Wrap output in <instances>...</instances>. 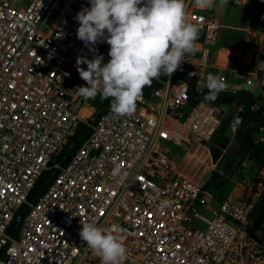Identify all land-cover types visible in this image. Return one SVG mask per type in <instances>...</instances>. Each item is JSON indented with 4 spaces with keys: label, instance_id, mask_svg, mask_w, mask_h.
<instances>
[{
    "label": "built area",
    "instance_id": "built-area-1",
    "mask_svg": "<svg viewBox=\"0 0 264 264\" xmlns=\"http://www.w3.org/2000/svg\"><path fill=\"white\" fill-rule=\"evenodd\" d=\"M186 3L187 21L203 36L197 50L186 53L161 86L142 93L133 113L118 116L109 106L90 122L89 113L81 114L87 98L74 90L85 83L68 69L77 68L78 56L109 59L98 44L90 50L77 38L75 17L87 3L0 0V264H101L79 236L80 221L124 240L128 252L120 264H226L247 240L262 192L256 176L246 171L236 190L219 199L213 179L191 177L185 168L198 166L175 153L183 144L201 148V164H207L209 144L231 106L204 97L192 104L188 78H197L199 88L215 74L227 85L222 92L233 91L230 70L213 62L225 26L221 7ZM257 32L264 40V29ZM261 68L246 83L258 80ZM251 109L264 114V104ZM241 111L230 122L235 130ZM81 122L91 132L64 162L63 149ZM257 136L264 141V125ZM190 149L182 148L183 156ZM46 171L53 178L30 201ZM165 198L175 203L161 208Z\"/></svg>",
    "mask_w": 264,
    "mask_h": 264
},
{
    "label": "clouds",
    "instance_id": "clouds-1",
    "mask_svg": "<svg viewBox=\"0 0 264 264\" xmlns=\"http://www.w3.org/2000/svg\"><path fill=\"white\" fill-rule=\"evenodd\" d=\"M201 7H224L228 0H196ZM186 0H88L76 14L77 38L89 46L107 42L109 59L102 53L91 59L78 56L80 77L86 85L74 90L84 98L110 100V109L116 115L135 111L143 88L160 76L171 75L178 69L186 53H193L199 37V26L186 19ZM84 63L87 67H81ZM224 80L208 74L200 85L207 88L204 99L215 100L226 89ZM175 201L165 198L161 208ZM80 238L101 259V264H120L127 247L122 238L111 230L93 222H82Z\"/></svg>",
    "mask_w": 264,
    "mask_h": 264
},
{
    "label": "rangeland",
    "instance_id": "rangeland-1",
    "mask_svg": "<svg viewBox=\"0 0 264 264\" xmlns=\"http://www.w3.org/2000/svg\"><path fill=\"white\" fill-rule=\"evenodd\" d=\"M221 9L223 11L225 27L221 39L215 46L213 62L217 66L225 67L230 70L231 89L236 91L242 89L243 84L246 83L248 79L255 76L254 73L258 66L262 67L261 69H258L259 71L264 70V40L260 33L257 32L256 35V31H260L264 27V0H251L246 6L227 3V5L221 7ZM98 43L108 52L110 45L107 42ZM74 72L79 74L77 69H74ZM256 78L259 80V75H257ZM262 92L263 93L260 94V96H258L259 98L256 100V103L258 104H264L263 89ZM102 101L103 99L99 95L95 105L98 106ZM93 104L94 100L89 98L86 101L85 106L90 109ZM241 106L243 107L238 101L232 103L227 116L232 119L237 112L241 111ZM83 109L84 111H81V113L85 114L87 109ZM237 129L235 130L229 126L226 135L230 136L231 139L226 144L225 148L220 146L222 137L218 138V140L212 144L213 147L217 145L223 150L222 156L214 162L215 169L211 174L212 177L215 176L213 177V180L215 181L217 188L218 198H222L232 191L235 182H238L240 177L246 173V171L241 168H247L250 165L255 169L251 170V174H256V179L260 184L259 188L264 189V169H261L255 163V160L249 156L244 159L236 160L235 164L230 168L227 166V164L240 153L239 143L236 139ZM255 137L257 141L259 138H257V135H255ZM175 153L180 158L184 155L178 150H176ZM198 153L199 152L196 154ZM242 162H246V164L244 165ZM212 167V164H206L205 172L198 177V180L202 182L207 178L212 180L211 175L209 176V170ZM197 173H199V171L193 172L192 176L195 177ZM223 179H227L229 180V183H231L224 189L221 188L223 187L221 186V181ZM198 227L202 229L205 228L203 224H199ZM254 240L248 236L244 243H241V245L239 244L237 249L235 248L233 256L226 264H264V247L260 242Z\"/></svg>",
    "mask_w": 264,
    "mask_h": 264
},
{
    "label": "trees",
    "instance_id": "trees-1",
    "mask_svg": "<svg viewBox=\"0 0 264 264\" xmlns=\"http://www.w3.org/2000/svg\"><path fill=\"white\" fill-rule=\"evenodd\" d=\"M88 3V0H84ZM203 36L199 35L197 41H202ZM259 78L264 79V70L258 72ZM177 75H174L176 78ZM160 79H154L151 85H147L143 88V93L149 95L152 89L162 85L161 79H165L162 75ZM190 85V100L192 104L197 102L199 97H204V94L208 92V89L198 90L197 78H188ZM264 90V87H263ZM259 97L255 96L252 91L248 90H236V91H227L220 92L215 100L212 102L222 105V104H232L235 101L243 104V109L241 114L243 116V121L240 127L236 132V139L239 143L240 153L235 156L227 166L230 168L235 164L236 160L241 157L244 159L249 156L255 160V163L261 168L264 169V141H256L255 135L259 126L264 125V115L263 110H252L251 104H253ZM111 98L104 99L98 106H94V109L91 112V117L99 118L110 106ZM91 121V118H88ZM231 118L227 116L221 125L220 130L218 131L217 136L213 139V142L218 140L220 137L226 136V132L230 126ZM91 132V127L88 123L81 122L77 128V131L74 136L70 139L68 144L63 149L62 155L65 156L64 162L67 161L71 154H73L83 143V141L89 136ZM223 150L220 146L212 145V155L214 160H218L222 156ZM241 162V161H240ZM215 177V176H213ZM212 177V179H214ZM53 178L51 171H46L43 173L39 179L36 187L33 189L29 196L30 201L36 200L39 195L42 193L43 189L46 187V184ZM213 182H215L213 180ZM229 183V180L223 179L221 181V186H226ZM248 234L264 246V190L258 200L255 202L254 206L250 212V222L247 227Z\"/></svg>",
    "mask_w": 264,
    "mask_h": 264
},
{
    "label": "crops",
    "instance_id": "crops-1",
    "mask_svg": "<svg viewBox=\"0 0 264 264\" xmlns=\"http://www.w3.org/2000/svg\"><path fill=\"white\" fill-rule=\"evenodd\" d=\"M84 1V0H83ZM86 2V1H85ZM87 3V2H86ZM88 4V3H87ZM221 16L223 17V11H221ZM224 19V18H223ZM225 27V26H224ZM224 29V28H223ZM223 29H222V31H221V35H220V39H221V37H222V32H223ZM264 29V27L261 29V30H263ZM260 30V31H261ZM99 42V41H98ZM97 42V44L102 48V49H104L103 48V46L101 45V44H99ZM107 52V51H106ZM108 53V52H107ZM68 69L71 71V73H73L74 75H76L77 77H79L80 78V76H79V74H77V73H75L74 72V69H77L76 67H74V66H68ZM164 76V75H163ZM165 78H166V76H164ZM82 79V78H81ZM83 80V79H82ZM259 80H260V78H259ZM84 81V80H83ZM84 83H85V85H86V82L84 81ZM263 89V88H262ZM263 92H261L260 94H262ZM99 96V94L95 97V98H92V100H94V104H93V106L90 108V109H88V107H86V106H84V108H86L87 109V111H86V113L88 114L89 113V117L88 118H91L92 120L90 121V122H92L94 119H97V118H93V117H91V112H92V110L94 109V106H95V104H96V101H97V97ZM260 96V95H259ZM89 98H87V100H88ZM103 101H104V99H103ZM256 102V101H255ZM83 109V108H82ZM82 111V110H81ZM106 112V111H105ZM264 115V114H263ZM87 118V119H88ZM89 121V120H88ZM258 138V137H257ZM259 141V140H258ZM212 144H213V141L209 144L210 145V148H211V151H210V153L212 152ZM221 146V145H220ZM180 147H182V148H187V149H190L186 144H183L182 146H180ZM182 148H178L177 150L179 151V152H181V153H185V151L184 152H182L183 150H182ZM197 150V151H196ZM176 151V150H175ZM199 151H201V148L200 149H197V147L196 148H192V149H190L189 151H188V154H186V156H183L184 157V160L185 161H193V163H194V165H196V166H198L197 168H193V169H191V170H188V168H190V167H187V168H185V171L186 172H188L189 173V175L191 176V177H193L192 176V174H193V172H198L199 171V173H197V175L195 176V177H193V178H195V179H198V177L199 176H201L202 174H204V172H205V165H202L201 164V157H200V152ZM203 151V150H202ZM187 152V151H186ZM197 152H199L198 154H196ZM174 153V152H173ZM204 155L206 156H209L208 154H207V152H204ZM182 157V158H183ZM210 157V159L212 160H208V162H207V164H212L213 166L215 165L214 164V162H216L215 160H214V158H213V155H212V153H211V156H209ZM239 159H241V157H239ZM214 160V161H213ZM221 160V159H220ZM220 160H219V162H220ZM254 160V159H253ZM241 161V160H240ZM199 168V169H198ZM241 169H245V168H241ZM250 171L251 172V170H255V169H253V167L250 165L249 167H247V169L245 170V171ZM213 173V172H212ZM252 173V172H251ZM256 175V174H255ZM211 177H212V175H211ZM237 182V181H236ZM235 182V184H234V186H233V188H232V191L230 192V193H232L233 191H235L236 190V183ZM231 183H228L226 186H223V187H221V188H226V187H228L229 185H230ZM263 190L264 189H262V192H263ZM262 192H261V194H262ZM229 193V194H230ZM228 194V195H229ZM227 196V195H226ZM225 197V196H224ZM223 198V197H222ZM220 199V198H219ZM255 204V203H254ZM254 206V205H253ZM248 236L251 238V239H253L249 234H248ZM254 240V239H253ZM255 241V240H254ZM261 244V243H260ZM262 245V244H261ZM263 246V245H262ZM264 247V246H263ZM264 250V249H263ZM263 263H264V260H263Z\"/></svg>",
    "mask_w": 264,
    "mask_h": 264
},
{
    "label": "water",
    "instance_id": "water-1",
    "mask_svg": "<svg viewBox=\"0 0 264 264\" xmlns=\"http://www.w3.org/2000/svg\"><path fill=\"white\" fill-rule=\"evenodd\" d=\"M182 78H179V81H181ZM264 87V79H260V80H255L249 83H244L242 86V89H249L250 91H252L254 93L255 96H259L260 93L262 92V88ZM230 136L226 135L222 138L221 141V147L225 148L226 144L230 141Z\"/></svg>",
    "mask_w": 264,
    "mask_h": 264
},
{
    "label": "bare ground",
    "instance_id": "bare-ground-1",
    "mask_svg": "<svg viewBox=\"0 0 264 264\" xmlns=\"http://www.w3.org/2000/svg\"><path fill=\"white\" fill-rule=\"evenodd\" d=\"M80 76V75H79ZM81 78V77H80ZM82 111H84V109L82 110ZM82 114V113H81ZM199 182H202V181H199Z\"/></svg>",
    "mask_w": 264,
    "mask_h": 264
}]
</instances>
